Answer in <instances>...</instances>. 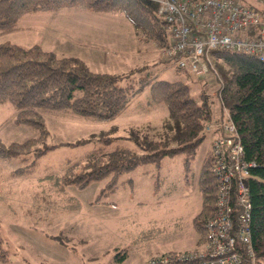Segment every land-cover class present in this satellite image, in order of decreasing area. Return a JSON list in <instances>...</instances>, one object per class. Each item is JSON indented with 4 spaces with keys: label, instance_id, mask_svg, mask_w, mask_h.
Listing matches in <instances>:
<instances>
[{
    "label": "rangeland",
    "instance_id": "1",
    "mask_svg": "<svg viewBox=\"0 0 264 264\" xmlns=\"http://www.w3.org/2000/svg\"><path fill=\"white\" fill-rule=\"evenodd\" d=\"M145 1L157 3L161 0ZM90 16L100 19L96 29L107 30L108 43L98 52L99 60L86 61L85 66L94 74L112 76L116 79L115 86L127 89L129 94L141 90L111 121H91L67 115L44 116L46 135L36 148H45V153L38 158L28 156L26 160H0V238L4 251V260L0 264H148L169 253L184 255L204 248L197 242L192 228L201 203L198 171L204 154L210 149L215 123L229 124L216 98L220 87L216 73L209 72L204 77L190 74L188 78L178 75L161 55L160 50L164 48L143 42L138 30L123 17ZM29 17L19 19L16 31L0 36V44L9 42L29 48L32 44L29 42L38 39L45 42V48L55 50L57 54H82L80 50L69 48L67 37L45 35L40 24L25 30ZM39 20L44 25L53 22L49 18ZM64 23L59 20L60 25ZM210 66L213 68L212 61ZM150 79L180 81L189 87L190 96L198 103L199 96L205 97L211 120L203 129L204 139L189 161V170L184 173V156L180 153L166 156L158 167L143 164L122 173L112 192L106 188L108 178L92 182L83 189L66 187V195L79 206L77 211L64 212L43 223L27 216L25 210L31 206L29 198L37 195L40 187L47 186L41 180L58 175L65 161L80 160L98 148L101 141L113 140L107 150L119 146L134 150L137 155L146 154L137 147L141 139L158 143L159 148L178 146L167 140L169 132L165 134L162 128L167 119L165 106L147 104L149 86L144 83ZM13 121L11 106L0 105V142L4 146L41 136ZM31 161L35 165L29 174L14 175ZM155 181L159 183L153 190Z\"/></svg>",
    "mask_w": 264,
    "mask_h": 264
},
{
    "label": "trees",
    "instance_id": "2",
    "mask_svg": "<svg viewBox=\"0 0 264 264\" xmlns=\"http://www.w3.org/2000/svg\"><path fill=\"white\" fill-rule=\"evenodd\" d=\"M61 10L121 16L138 30L143 42L153 43L160 49L168 45L166 24L157 14V3L145 0H0V36L16 31L23 16ZM209 56L213 62L210 72L216 73L220 83L216 93L218 104L234 128L243 160L253 164L246 181L250 204L249 235L254 264H261L264 262V63L254 57L227 51H211ZM167 63L173 66L176 74L189 77V73L177 70L172 61ZM115 82L112 76L90 72L78 58L58 57L36 45L22 48L0 44V105L7 103L11 106L16 125L41 134L37 139L7 146L0 142V160H26L28 156L38 158L45 153V148H36L46 135L44 116H77L99 122L113 120L141 90L129 94L127 89L116 87ZM144 84L149 86L147 104L165 106L167 119L162 128L165 134L169 132L167 140L178 146L159 148L158 143L141 139L137 147L146 154L137 155L134 150L119 146L107 150L113 140L101 141L98 148L80 160L65 161L58 175L41 180L47 186L40 187L37 195L29 198L31 206L25 210L27 216L43 223L64 212L77 211L79 206L66 195V187L83 189L92 182L108 178L106 188L112 192L119 175L132 171L137 165L158 167L166 156L180 153L184 156V173L189 170V161L204 139L203 129L211 120L205 97L199 96L198 103L190 96L189 87L180 81L150 79ZM131 139L134 141L135 137ZM34 165L35 162L31 161L16 170L14 175L25 176ZM211 166L209 149L198 171L197 188L201 203L192 221L197 242L203 245L204 225L215 211L217 183L210 173ZM158 183L153 182V190L157 189ZM1 243L0 238V262L4 260ZM191 254L194 252L184 255L169 253L164 257L167 259L164 264H195V261L182 259ZM157 261L152 262L159 264ZM241 264H250V261L243 258Z\"/></svg>",
    "mask_w": 264,
    "mask_h": 264
},
{
    "label": "built area",
    "instance_id": "3",
    "mask_svg": "<svg viewBox=\"0 0 264 264\" xmlns=\"http://www.w3.org/2000/svg\"><path fill=\"white\" fill-rule=\"evenodd\" d=\"M157 14L168 33V45L160 53L177 70L206 76L211 69L209 53L215 50L264 63V0H161ZM210 154V173L217 183L214 215L204 225L203 250L182 259L195 264H241L245 258L254 264L246 187L253 164L243 160L230 122L214 125ZM166 261L160 258L157 263Z\"/></svg>",
    "mask_w": 264,
    "mask_h": 264
},
{
    "label": "crops",
    "instance_id": "4",
    "mask_svg": "<svg viewBox=\"0 0 264 264\" xmlns=\"http://www.w3.org/2000/svg\"><path fill=\"white\" fill-rule=\"evenodd\" d=\"M72 13L70 11L61 10L52 13H36L29 15L25 30L29 31L31 28H35V25H42L45 35H63L70 42L69 48L72 51H82V54L76 53H65L57 54V51L52 49H47L43 46L45 42H41L36 39L33 42H29L31 46H39L41 49L52 52L58 57H74L80 59L84 65L86 61L96 62L99 60V51L107 47L108 32L106 29H96L100 19H94L90 15H101V14H91L86 12ZM90 14V15H88ZM28 16V15H27ZM41 18H49L53 20L52 23L44 25L40 22ZM59 20H64V25L59 24ZM117 22H121L117 19ZM62 27H60V26ZM24 27V26H23ZM9 43V42H7ZM15 45V44H12ZM30 46V47H31ZM156 48V47H155ZM101 59V58H100ZM88 69V68H87Z\"/></svg>",
    "mask_w": 264,
    "mask_h": 264
}]
</instances>
